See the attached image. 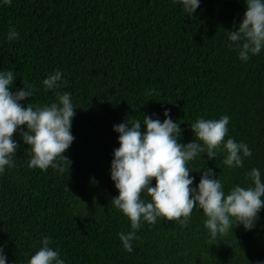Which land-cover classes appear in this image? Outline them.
Segmentation results:
<instances>
[{"label":"trees","instance_id":"obj_1","mask_svg":"<svg viewBox=\"0 0 264 264\" xmlns=\"http://www.w3.org/2000/svg\"><path fill=\"white\" fill-rule=\"evenodd\" d=\"M245 11V0H201L191 16L179 0H0V71L13 72V92L25 78L35 88L20 103L50 106L58 91L71 93L76 108L75 139L64 153L72 164L64 172L29 168L30 147L14 134L15 166L0 174L7 264H28L45 237L65 264L264 262V209L251 230L233 220L232 230L211 244L198 207L186 227L164 217L155 224L142 220L128 252L119 233L133 231L130 220L111 204L119 195L111 179L120 147L113 126L139 120L146 130L144 116L163 122L166 110L180 123L179 143L194 141L190 124L198 118L226 115L225 142L232 138L251 149L243 167L233 168L222 163L224 152L211 160L198 154L187 165L193 187L207 168L226 195L237 185L253 186L252 168L264 179V48L242 61L228 39ZM10 28L17 39L8 40ZM56 70L63 73L61 86L47 90L43 80ZM142 199L151 201L146 194Z\"/></svg>","mask_w":264,"mask_h":264},{"label":"clouds","instance_id":"obj_2","mask_svg":"<svg viewBox=\"0 0 264 264\" xmlns=\"http://www.w3.org/2000/svg\"><path fill=\"white\" fill-rule=\"evenodd\" d=\"M11 2L4 0L7 5ZM179 2L184 12L191 16L200 7L201 0ZM245 3L246 11L238 30L228 31V39L239 48L242 61H247L250 54H260L264 48V0H245ZM18 37V31L10 28L8 40ZM62 77L63 73L56 70L43 80V85L47 90L58 89ZM14 80L12 71H0V174L6 167L15 166L13 157L20 145L14 134L18 131L30 147L29 168L46 171L51 167L64 172L72 164L64 153L75 139L71 129L76 108L71 101V93L57 91L58 103L50 106L29 102L25 107L20 102L33 96L34 85L25 78L23 87L13 92ZM169 113L170 110L164 112L163 122L144 116L142 123L146 130H142L139 120L128 119L113 126L119 133L120 147L114 149L111 179L119 195L112 199L111 204L130 220L133 231L119 233V239L128 252L133 251L132 241L139 239L136 231L140 229L142 220L155 224L158 217H164L186 227L193 209L198 207L206 217L203 223L210 233L211 244L218 235H226L232 230L233 220L236 226L242 224L245 230H251L264 209V179L258 168H252L247 174L253 186L237 185L227 195L211 168L202 171L199 184L193 187L195 177L190 176L192 170L187 165L198 154L205 153L211 160L217 157L218 152H224L222 163L229 168L243 167L244 158L252 155L244 142L238 143L232 138L225 142L230 117L198 118L190 124L194 141L182 144L179 143L180 123L174 122ZM25 125L26 131L23 129ZM153 180L156 181L155 186H152ZM144 194L151 198L150 202L142 199ZM50 243L51 238L45 237L42 247L31 256L28 264H65L59 251L49 247ZM0 264H7L3 247H0Z\"/></svg>","mask_w":264,"mask_h":264}]
</instances>
